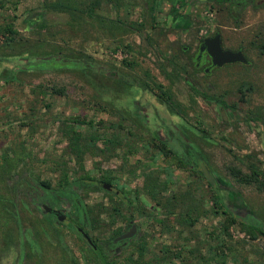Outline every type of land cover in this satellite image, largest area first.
Instances as JSON below:
<instances>
[{"label": "rangeland", "instance_id": "obj_1", "mask_svg": "<svg viewBox=\"0 0 264 264\" xmlns=\"http://www.w3.org/2000/svg\"><path fill=\"white\" fill-rule=\"evenodd\" d=\"M150 1L124 0L118 17L128 23L142 20L144 28L140 33H117L96 20L84 19L72 27L67 15L44 11L42 0H0V56L25 63L61 61L55 55L89 57L99 70L108 71L14 70L12 62L0 63V217L13 232L8 251L0 240V264H16L21 250L26 256L20 264H58L61 248L79 258L86 249L84 242L43 212L49 201H56L63 213L75 218L78 212L68 193L74 199L81 197V206L84 203L91 217H99L95 219L102 226L93 223L96 229L92 230L97 240L109 239L114 220L116 226L127 218L136 221L140 237L129 250L116 255L119 261L132 251L136 259L135 250L142 246L161 260L155 262L145 254L134 264H195L197 251L205 252L206 242L213 245L208 233L224 216L222 209H214L217 213L213 214V192L204 179L197 171L175 168L154 149H145L153 128L161 129V134L168 131L163 122L166 116L171 123H179L155 100L153 95L160 96L162 91L168 92L182 113L183 134L194 141L202 162L221 181L230 211L239 222L250 218L264 230V191L235 183L226 171L236 167L246 172V165L253 163L259 177L264 175V134L257 125L242 121L243 114L264 107V59L250 54L252 68L239 69V83L246 89L239 103V121L200 99L191 105L185 99L183 81L171 85L162 72L173 75L172 63L182 78L190 79L191 65L180 52L181 43L193 48L190 34L205 35L216 28L230 44L248 43L264 33V17L247 12L238 26L207 0H158L150 28ZM99 14L115 18L110 4L103 5ZM188 20L189 25L185 24ZM5 26H10L12 36L4 31ZM173 26H186L189 33L178 38ZM236 70L232 67L224 73L235 76ZM6 76L11 79L5 81ZM122 79L145 85V91ZM205 83L201 80L202 86ZM234 87L236 80L225 85L221 79L217 89L208 93L220 95ZM136 106L147 109L149 123L140 119ZM76 121L89 124L78 125ZM72 129L78 134L76 155L69 138ZM200 129H206L208 136L199 137ZM65 172L67 184L59 188ZM105 172L112 177V188L120 190L122 200L115 202L103 190L75 182L78 178L98 179ZM151 181L156 191L149 189ZM125 200L130 201L128 206ZM190 204L195 207L191 217L197 211L201 218L190 227H181L178 217ZM2 225L0 220V237ZM244 226L229 230L237 264L244 260L264 264V236L256 234L251 240L242 230ZM99 245L106 254L104 245Z\"/></svg>", "mask_w": 264, "mask_h": 264}, {"label": "trees", "instance_id": "obj_2", "mask_svg": "<svg viewBox=\"0 0 264 264\" xmlns=\"http://www.w3.org/2000/svg\"><path fill=\"white\" fill-rule=\"evenodd\" d=\"M124 0H42V8L44 11L48 13H58V14H65L67 15L69 19V24H71L72 27H74L76 24H79L82 20L88 19V20H96L99 23H105L106 26L109 25L112 27V30L117 31V33H126V32H134V33H140L142 28H144V22L141 21H134L128 23L127 20L119 18L118 17V11L120 7L123 6ZM110 4L115 11V18L109 19V17H106L104 15H100L99 11L103 7V5ZM159 5L158 0H151L150 5L147 7L148 14H149V22L150 28H153L154 25V11L156 10L157 6ZM174 11V10H173ZM171 11V12H173ZM4 31H6L9 35H13L14 32L10 28V26H5ZM116 33V32H115ZM11 38V37H10ZM12 40V39H11ZM55 57H61V61L56 60H44V59H38L34 61H28L23 62L19 60H11L9 61L8 58H5L4 56H0V63H7L12 62L11 65L14 67L19 68H27L32 70H42V69H71V70H87L90 72H100L102 74H106L105 71H101L98 69L97 66L94 65V63L89 60V57H77V58H67L62 57L60 55H55ZM171 69L173 71V75H171L168 72L162 71L163 75L166 80L172 85L178 80L182 79L180 74L178 73V70L176 69L175 65L171 63ZM15 70V68H14ZM11 78L6 76L4 78L5 81H9ZM127 85H132L134 83L137 87L142 88L144 91L145 85L140 84L134 80L125 79ZM54 92L55 89H52ZM193 94H198L199 92L197 90H192ZM149 92V91H148ZM161 95H153L155 97V100L157 103L162 105L165 109L166 115L169 116H177L179 109H177L172 102L170 101V95L168 92H161ZM192 94L187 95L188 103H193V96ZM203 97L206 98V95L204 93H201ZM171 102V103H170ZM182 114V113H181ZM243 121L247 124L249 121L259 122V124L262 126V129L264 131V113L261 111H251L249 113H246L243 117ZM164 126L167 128V132L163 133L162 139H157V142L159 143L158 146L153 147L156 154L159 156H162L163 160H171V164L174 165L175 168H188L190 165H195V160L193 156L191 155V148L183 142L181 139L178 138L176 140L178 142V146L176 149V141H171V136L175 134V132L170 127L171 120L167 118L164 119ZM78 125H86L89 124L84 123L83 121H76L75 122ZM182 126V125H181ZM264 133V132H263ZM69 138L71 146L75 148L74 154L76 155L78 152V134L75 130L69 131ZM168 134L169 139H165L164 136ZM175 142V143H174ZM183 149H181L179 147ZM179 147V150H178ZM151 158V157H150ZM170 165V164H168ZM246 172H241L239 168L236 167H227L226 171L228 175L233 179V181L239 185H248L253 186L257 191L262 192L264 191V175L262 177H259V174L256 171L255 165L253 163H249L246 167ZM67 172L63 174L62 183L60 184V187H64L67 184ZM112 177L108 172L102 173L98 179L94 178H78L75 180V182L82 184V186H89L93 190H103L102 186H109L111 184ZM149 186V189L152 191H156V184L154 181L147 183ZM42 187L45 189L48 188V185L45 183H41ZM68 197L72 200V203L78 213H85L89 214L87 210L79 209L78 205L81 206L82 199L81 197H75L73 194L68 193ZM77 201V203H76ZM219 201V198L214 199L213 198V204L211 208L213 209V214H216L217 212L214 211V209H222L223 210V216L218 222H216V225L212 226L209 231L210 241L213 242V245L208 246L207 242L206 250L205 252L197 251V257H195V264H237L238 257L236 255V251L234 247L231 244V236L229 233V230L235 226H242L243 231L248 235V237L253 240L255 239L256 234L264 236V230L263 227L260 226L256 221L248 218L243 222H239V218L234 215L232 211H230L229 206H226L225 204H219L217 203ZM216 204H218L216 206ZM164 208L166 210H169L166 205H164ZM195 208V207H194ZM192 205H187L185 207L184 213L181 214L182 217L179 218V225L181 227H190L198 222V220L201 218L199 217L198 212L196 211L194 213V216L191 217L192 210L194 209ZM2 211L6 214V206L2 205ZM0 220H2V228H3V234L0 237V240L3 241L2 245L4 247V251H8L7 249L12 245V237L13 232H11L9 229H7L6 224L7 221H5L4 217H0ZM85 222L89 223H95L97 224L98 221L96 219H86ZM94 226L92 227H86V231L91 232V230L96 229ZM71 231H73L78 237L79 235L76 233V231L69 226L68 227ZM2 230V229H1ZM109 242V239L107 240ZM107 242V243H108ZM205 249V248H203ZM60 250V257L58 260V264H134L138 261H142L145 254H149V258L152 259L155 262H158L159 259L161 260V256H157L154 253H148L146 252V249L144 247H139L135 250L136 253V259H133L134 252L132 251L129 254H126V256L123 257L122 261H119V257H117L113 254H105L100 245H96L95 249H92L90 247H87L86 249H82L80 252L79 258L73 257L72 253L69 250H66L65 248H61ZM168 253L165 251V254ZM174 254V256H176ZM23 256L26 255L23 254V251L21 250L19 252V258L17 260L16 264H20L21 260H23ZM243 264H250L248 260H244Z\"/></svg>", "mask_w": 264, "mask_h": 264}, {"label": "flooded vegetation", "instance_id": "obj_3", "mask_svg": "<svg viewBox=\"0 0 264 264\" xmlns=\"http://www.w3.org/2000/svg\"><path fill=\"white\" fill-rule=\"evenodd\" d=\"M207 1L223 9L225 11V14H227L229 18L233 21V24H236L238 26L241 24L240 20L243 19V17L245 16L247 12H252L254 14L264 17V0H207ZM185 24L189 25L190 24L189 20L186 21ZM171 28L174 33H177L178 38H184L186 34L189 33L188 28L186 26L182 28L173 26ZM164 29H167V28H164ZM215 34L219 35V46L222 51L240 52L243 58L245 59L246 63L242 64V63L236 62V63L224 64L220 67H216V66H211V56L209 54L201 53L198 55L197 47L199 43L206 38H211ZM189 36L192 38L194 42L193 48L188 49L187 47H185L184 43H181L180 45L181 54L185 56V59H187V61L191 65L190 79L185 80L182 77H181L182 79H180L183 81L184 85L187 88V91L184 93L185 99L188 102L187 95L188 94L194 95L192 90H197L199 93L193 96V103H190L191 105H193L197 99H200L203 103L207 104L209 107L217 108L220 111V113H224V114L229 113L231 115L237 116L238 118L237 120L239 121V103L243 102L242 93L246 91V89L243 88L244 87L243 82L239 83V69H247V68L251 69L252 68V63H251L252 59L250 58V54L254 55L255 57L264 59V33L261 32L255 41L248 42V43H237V44L228 43L227 39L224 38L222 33L216 28H214L210 33L205 34V35H198L195 33L194 36L193 34H190ZM232 67H235L237 69L235 76H232V75L227 76L224 73V70L232 68ZM105 72L106 74H108V71H105ZM220 73H222V75H225V77L221 76V78H219L220 76L218 77V75ZM115 75L116 74L114 73V77ZM211 79H214L215 82L212 83ZM221 79H222L223 84L225 85L230 80H234V81L236 80V87L232 89V92L222 91L220 95H216V93L214 92L209 94L208 91L211 92L213 89H217V87L221 83ZM122 80H124V83H126L125 79H122ZM201 80H204V82L207 81V83H205V85L202 86ZM201 93H204L206 95V98L203 97ZM137 109H138V114L141 116L140 119H142L146 123H149V120H151V117L149 114H147L146 112L147 109L144 107H139V106L137 107ZM258 110L264 113V107L262 108L257 107L255 110H252V111L254 112ZM220 113L217 114V116H220ZM245 114L242 115V121H243V117ZM181 115L182 114L178 112L176 116L179 122L177 123V125L174 123H171L170 125L172 130L175 132V134H173L170 138L171 141L172 142L176 141L179 138L191 148V155L193 156L195 160L196 166L190 165L188 169L190 171H197L200 174V176L204 179L199 169V166L197 164L200 161L205 166V168L211 173L214 179V186L209 185L204 179L206 187L209 189V191L213 192L214 199L219 198V201L217 203L225 204L226 206H229L226 195L222 193L223 186L221 184V181L205 165V163L202 162V159L200 158V155L195 148L194 141L186 138L185 134H183V130L185 128V124H184L185 122H184V118ZM247 124L257 125L260 128L261 133L264 134L262 126L259 124V122L249 121ZM154 126L155 124L153 123V127ZM180 126L183 128H181ZM192 128L193 130H196L195 125H192ZM152 131H154V134H152L149 139H146L144 143L145 149H153V147L158 146L159 143L157 142V139L163 138L162 137L163 134H161V129L153 128ZM198 133H199V137L201 138L208 136V132L206 131V129L204 130L200 129ZM164 138L169 139L168 134H166ZM175 146L177 149V146H178L177 141H176ZM179 147H180V144H179ZM179 147H178V150H179ZM102 188L104 189V193L109 194L110 198H112L113 201L117 202V201L122 200L119 197V195L121 194L120 190L119 189L116 190L115 188H112L111 184L109 186H102ZM129 202H130L129 200H125L124 204L128 206ZM77 205L79 209L87 210L84 203L82 204L83 206H80L79 204ZM114 207L115 206H113V210H116ZM47 208H49L50 211L46 212L43 208V212L45 213L44 216L49 217L55 223L62 224L66 227L71 226L76 231V233L79 235V238L84 242L86 248L90 247L92 249H95L96 245H99L102 243L107 251L106 254L115 255V254H119L122 250H129L130 245L137 238L140 237L139 228H138L136 221L130 218H127L119 226L115 225V220L112 222L111 227L113 229L111 230L109 242L107 241L108 240L107 238L97 240L92 235V230L91 232L86 231V227H92L94 226V224L92 223L88 224V222H85V220L86 219L93 220L99 217H91V215L89 214L87 215L85 213H78L75 216V218L72 219L70 218L69 215H67L66 213H63V210L56 203V201H49V203H47ZM240 213L244 214L243 211H240ZM61 216H64L65 220L58 221L57 217H61ZM96 226L101 227L102 223L98 222ZM78 229H80L82 233L85 234L89 238L91 245H89L87 241L85 240V238L83 237V235L77 231ZM123 235H128V236L125 238H121Z\"/></svg>", "mask_w": 264, "mask_h": 264}, {"label": "water", "instance_id": "obj_4", "mask_svg": "<svg viewBox=\"0 0 264 264\" xmlns=\"http://www.w3.org/2000/svg\"><path fill=\"white\" fill-rule=\"evenodd\" d=\"M197 53L198 55L201 53L209 54L211 56V66L220 67L224 64H231L236 62L242 64L246 63L245 59L243 58L240 52H230V51L221 50L219 46L218 34L213 35L211 38H206L202 40L197 47ZM197 164L205 181L209 185L214 186V179L211 173L205 168V166L200 161ZM43 208L46 212L50 211L49 208H47L46 206H44ZM57 219L58 221H63L65 220V217L61 216V217H57ZM77 231L81 233L85 238V240L87 241V243L91 245L89 238L85 234H83L80 229H78ZM127 236L128 235H123L121 238H125Z\"/></svg>", "mask_w": 264, "mask_h": 264}]
</instances>
